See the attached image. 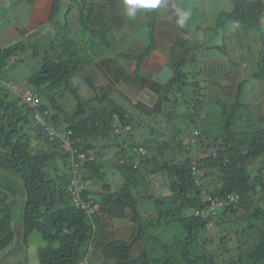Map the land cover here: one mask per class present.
I'll use <instances>...</instances> for the list:
<instances>
[{"label":"trees","instance_id":"obj_1","mask_svg":"<svg viewBox=\"0 0 264 264\" xmlns=\"http://www.w3.org/2000/svg\"><path fill=\"white\" fill-rule=\"evenodd\" d=\"M175 1L180 11H187L186 5L192 2ZM206 1L196 2L202 5ZM95 2H99V5L98 11H93L94 15L90 14L89 9L84 13L83 4H73L78 8V20L81 28H84V35L80 36L81 44H90L91 40L94 42L97 39L98 44L105 45L106 50L129 46V52L114 50L111 63L120 59L143 63L152 50L160 44L164 46L166 39L173 37L177 30L192 35L189 51L173 64L172 74L157 90L155 102L148 110H142L148 118L157 119L156 116H160L162 125L155 127L149 123L147 128L151 134H155L153 137H142L138 130L132 133L138 125L149 121L133 117L126 111L129 107L136 110L137 106H132L129 101L128 108L119 105L109 96L110 88L99 95L93 93L88 98L79 94V88L71 87L69 79L81 63L72 57L63 60L54 55L48 56L46 48L38 53L34 51L42 57L41 66L24 80H9L0 76V183L4 184L0 187V252L14 239V208L21 204L24 242L27 243L33 230L39 231L42 239L48 242L36 248L40 264H80L87 255L84 247L91 232L88 218L68 206L64 200L72 163L71 150L60 144V137L43 134L39 124H35V116H40L50 120L59 132L71 131L68 138L74 139V147L82 153L78 169L82 170L85 178H102L104 150L118 147L115 151L117 156L111 160L124 180L112 194L90 188L84 196L95 192L98 200L107 204L113 195H122L132 211V219L140 223V237L150 224L158 223L167 228L176 223L182 230V234L173 235L174 239L160 241L150 254H134L130 250L132 243L113 242L114 248L127 254L125 259L112 264H264V164L249 163L264 154V126L244 129L241 127L243 104L239 99L228 103L220 98H215L221 107L219 120L206 123L202 120L204 108L213 98L206 103L207 97L202 92L206 87L203 80H186L196 70L182 69L187 61L197 60L195 51L206 44L200 34L206 22L221 29L225 27L226 33L230 34L217 43H208L210 47H205V50L214 54L211 57H218L219 53L227 54L231 48L236 49V54L246 50L250 52L251 49L241 39L236 43L233 39L235 34L230 33L227 27L234 25L245 33L260 29L264 20V0H231L229 10L223 12L220 9L216 17L212 16L201 25L196 22L178 24L176 12V22L161 19L156 26L162 6L137 10L136 16L139 18L136 22L141 20L146 23L143 29H146L148 38V43L137 52L130 40H134L135 34L141 35L138 30L128 34L118 26L111 25V21L104 19L107 17H102H121L125 13L122 0ZM61 6L62 0H54L49 21L56 19ZM216 7L213 10H217ZM71 10V6H68L63 15H68ZM17 29L23 35L27 27ZM71 41L72 37L65 39L66 49L74 44ZM23 47L21 40L0 46V74ZM95 55L102 57L98 52ZM116 58L118 60L115 61ZM93 59L90 55L88 62L91 63ZM231 64L232 68L239 66L236 58H232ZM259 65V69L241 81L237 88L241 89L247 80L264 81V48L260 53ZM203 70L206 68L197 74ZM61 80H64V84ZM21 86L30 88L28 92L37 98L21 101L22 93L16 90ZM66 88H72V96L64 94ZM71 99L74 103L72 106L69 104ZM188 117L194 124L192 130L182 125ZM215 127L219 133L210 135ZM195 128L200 129L199 136L194 135ZM168 130L166 135L163 134L164 138L158 137L157 134ZM117 131L123 136L127 134L129 144H132L130 148L122 144L125 142L119 140L122 136ZM134 148L142 151L136 154ZM90 151H96L95 156ZM120 159L123 162H119ZM156 178H159L161 187L165 186L168 191L164 197H154L151 191L145 193L149 183ZM206 194L219 196L224 204L216 208L213 216L212 213L204 215L202 212L207 203ZM141 198L152 200L156 206L167 202L171 208L166 212L155 211V215L144 216L139 207ZM187 208L193 209V213L185 214L184 209ZM152 209L154 207L151 205ZM195 210L210 216L195 215ZM209 220L213 225L207 228Z\"/></svg>","mask_w":264,"mask_h":264},{"label":"rangeland","instance_id":"obj_2","mask_svg":"<svg viewBox=\"0 0 264 264\" xmlns=\"http://www.w3.org/2000/svg\"><path fill=\"white\" fill-rule=\"evenodd\" d=\"M20 1L21 0H0V24L3 23L4 25V28H2L0 31L2 32L1 34H11L12 25H17V16L15 14L14 7ZM191 1L192 2H188V4L186 5V10L190 13V17L186 22L189 24L192 22H196L198 23V25H201V22L204 23L205 15H208L209 17H216L218 15L217 10L213 11L215 6L223 9L222 11L225 12V10H229L231 8L232 3L231 0H208V5L204 10L201 4H198V2H196L198 0ZM66 5L67 4H65L64 0H62V8ZM228 5L229 7L226 8V6ZM229 26L227 28L230 33L235 34L233 35V39L237 41L236 43H238V40L241 39L246 44L248 49H251L250 52L246 50L236 54V49L231 48L228 50L227 54L219 53L220 55L218 57H211L214 54L211 51L207 53L205 47H210L208 45L209 42L217 43L222 39L227 38V29H225V27L224 29H221V27L206 22V24L204 23V27L200 30L202 41L206 42V44L204 45V47H201L195 51L197 60L194 62L187 61V63L184 65V68L182 69L187 71L196 70V73L193 75L190 73L186 80L189 82H194V80L197 79H200L201 81L203 80V85H206V87L202 89V92L207 97L206 103L209 101V98H213L212 101L210 100L205 105L202 120H205L208 124L212 123L213 121H217V119L219 120L218 115H220L221 107L217 104V100H215V98L225 99L228 103H230L232 100L236 101L237 99H239V101L243 104L241 106V112L243 114L241 127H244V129L246 130L248 129L247 127H251L253 129L260 128L264 126V81L254 79L247 80V82H245L244 86H242L241 89L239 87L237 88V86H240L241 81L246 80L260 67V53L264 48V20L261 23V27H259L260 29L252 30V32L248 31V33H245L241 29H237V27H235L234 25ZM52 27H55V30H52ZM71 27L72 24L70 21L68 22L64 19H59L58 21H56L55 19H52V21H49L48 23H41L37 25V27L35 26L30 30L27 29L23 31L22 36H17L11 40L12 44L21 40L24 45L23 49L17 52V57H15L14 60H10L11 62L6 64V66L3 68L4 72L0 74V76H2L4 79L8 78L9 80H24L25 77L37 71L41 66L42 57L39 54H35L34 51H37L38 53L43 48H46V54H48V56L54 55L59 59L62 58L63 60L67 59L68 57H72L74 60L81 63L78 65V69L70 76L69 84L71 87H81L82 90L80 91L83 95H85L86 98L93 95V93H97L98 95L101 94L99 88L94 89L87 85V82L83 79V76L87 73V70L81 69L86 65L90 66V63L88 62L90 55L92 57H95V54L97 52L98 55L103 52L105 53L106 47L105 45L100 46L97 42V39L94 42L93 40H91L90 44H81L80 37L72 36L71 42H74V44L70 45V49H66V46L64 44L65 40L63 37L69 34ZM83 29L84 28L82 27V31ZM75 34L78 35V33ZM73 50H75L76 52L73 53ZM118 50H121L122 52H129V46L120 47V49ZM207 56L210 59H208ZM232 58H236V61L239 64L238 67H230V65H232ZM116 60L118 59L116 58L115 61ZM203 68H206V70H203L201 74H197ZM100 80L102 81V83L105 82L103 81V79ZM61 82H63L64 84V80H61ZM86 86H88V88ZM109 88L111 89L109 91V96L114 99L115 102L119 103V105H124L128 108V99L121 96L120 93L115 89L111 87ZM71 89L72 88H66V92L64 94L72 96ZM70 101L71 103L69 104L72 106L74 103L72 99ZM126 111L130 115L138 119H149L150 122L145 121L146 124H144L143 122L141 125H138V127L135 128L132 132L134 133L138 130L141 133L142 137H153L155 135L151 134L149 128H147L149 123L155 125V127H159V123L160 125H162L160 116H156L157 119H153L152 117L148 118L147 116H145L146 114L142 110H132L131 107H129V110ZM189 119L190 118L188 117V119H186L185 122L182 123V125H187V127L192 130L194 129V124H191ZM125 128H127V125L125 126ZM161 131L164 132L163 128L161 129ZM194 131H197V136L200 134V129L195 128ZM168 132L169 130L165 133H159L157 135L159 138H164V135H166ZM117 133L119 136H122L119 138V140L121 142H125L122 144H125L130 148L132 144H129L130 139L126 137L127 134L123 136L119 131H117ZM218 133L219 131L217 128L210 131V135H216ZM117 148L118 147L115 146L113 149L108 148L104 150L103 156L106 158V160L103 164V167L106 174V180H96V184L100 183L98 185L100 189L105 188L107 185V188L112 189L115 183L118 184L119 181L122 180L121 178H124L123 176L117 174L118 172L113 166V160H111L114 159L117 155L115 152ZM249 163H253V165L264 164V154L256 159L250 160ZM253 165H251V167ZM141 180L144 179L141 178ZM154 183L158 186V184H160L159 178H156V182ZM0 185L3 186L4 184L0 183ZM94 187H97V185H95ZM164 189L167 190L166 187H164ZM162 192L163 191L159 189V193ZM165 199L168 202V198L165 197ZM167 202L159 206L154 205V210L157 213L158 211L166 212L171 208V206L168 205ZM22 208L23 207L21 206V204L15 206L14 216L16 218L21 215ZM184 213L192 214L193 210L187 208L184 209ZM177 234H182V230L176 223H172V225L167 228L162 225H151L150 227L145 229L146 237L149 238L156 236L160 241L164 239H174L173 235ZM31 237L35 238V240L31 241ZM29 238L30 246L28 253V264H40L36 253V248L45 246L48 244V242L42 239L41 234L37 230H33L30 233ZM102 251L103 250H99L100 253H102ZM124 255L125 253H122V255H120L121 257L117 256L114 260H112V262L116 259H122ZM93 257V255H90V258L87 259L84 264H89ZM93 261H96L97 264L108 263L103 260H101L99 263V261H97L95 258H93ZM19 264H25L23 262V258L21 260V263Z\"/></svg>","mask_w":264,"mask_h":264},{"label":"crops","instance_id":"obj_3","mask_svg":"<svg viewBox=\"0 0 264 264\" xmlns=\"http://www.w3.org/2000/svg\"><path fill=\"white\" fill-rule=\"evenodd\" d=\"M64 2L67 5L63 6V8L61 6L58 15L55 17L56 21L64 19L65 21H70L72 24L69 34L63 37L64 40L72 36L80 37L84 35L81 22L78 20V8L75 5L73 6V4H83L84 13L90 10V14L94 15L93 11H98L97 8L100 1L96 3L95 0H64ZM53 3L54 0H21L18 2L14 7L17 16V25H12L11 34H1L2 32H0V46L4 44L8 45L15 37L22 36L17 27L19 29L27 27L30 30L41 23H48ZM176 4L178 3L175 0H168L162 5L160 8L161 13H159V21H156V26L158 25L157 23L161 22V19H170L173 23L176 22L174 21L175 13L178 9ZM207 5L208 0L201 6L205 10ZM68 6H71L72 10L68 15L64 16L63 13L67 11ZM216 8L217 11H220L218 6ZM102 17H107L104 19L109 20V22L111 21V25L114 27L118 26L119 29L126 31L128 34H133L138 30L137 32L141 35L138 36L135 34L133 37L134 40H130L131 44H135L136 46L134 49L135 52L142 49L148 43L147 35H145L147 33L145 31L146 29H143L146 23H143L141 20L140 22H136L139 18L138 16L128 17L124 13L121 17H112L111 15ZM204 18V22H206L211 17L205 15ZM117 19H121V21L116 22L115 20ZM2 28H4L3 23L0 24V31ZM52 30H55V27H52ZM75 33H78V35ZM157 34L159 33L157 32ZM227 36H230V34H227ZM192 41L193 39L190 33L188 35L177 30L173 37L166 39L164 46L160 44L156 49L152 50L151 54H149L143 63H137L138 61L136 60L131 62L128 60L122 61V59L111 63L110 61L113 60L112 58L115 54L114 50H118L117 48H111V50H106L105 54H103L104 52L101 53L102 57L95 56L90 66L86 65L81 69L87 70L83 79L91 88H99L101 94L111 87L119 92L121 96L126 97L132 106H137L138 108L136 110H148L155 102L157 90L171 76L173 64L189 51V44ZM100 79H103L105 82L102 83ZM100 210L95 218L96 229L89 247V250H91L90 255H93V258L99 261V263L103 260L108 262L107 264H111L112 260L122 255L123 252L109 248L108 244L117 240L131 242L133 239H137L139 225L136 219H132V211L127 206L122 195L111 198L109 204ZM12 227L15 232L14 239L0 252V264H19L22 258L23 262L28 264L30 238L27 243L24 242L20 216L14 219ZM1 237L2 235H0ZM32 240H35V238L31 237ZM138 247L140 245L135 247L133 252ZM99 250H103L102 253ZM93 258L89 264H97L96 261H93ZM125 258L126 255L120 260Z\"/></svg>","mask_w":264,"mask_h":264},{"label":"clouds","instance_id":"obj_4","mask_svg":"<svg viewBox=\"0 0 264 264\" xmlns=\"http://www.w3.org/2000/svg\"><path fill=\"white\" fill-rule=\"evenodd\" d=\"M123 4H124V10H125V14L128 17H135L137 14V10H152V9H158L160 8L165 2L166 0H122ZM178 12V19H177V23L180 25L185 24V22L189 19L190 17V13L188 11H180L179 9H177ZM87 87V86H86ZM88 88V87H87ZM16 90L20 93H22L21 97V101H32L34 98H37L36 95H33L31 92H28L30 90V88H27V86H21L16 88ZM27 90V91H26ZM82 88L79 87L78 91L79 94H81ZM36 119V123L35 124H39L41 131L43 132V134L46 133V136L55 138L56 136L61 138V143L62 146L64 148L70 149L71 150V159H72V163L70 165V173H69V178L67 181V184L65 186L66 189V193H65V197L64 200L66 202V204L82 213H84L87 218H88V223L91 227V232H90V236L89 239L87 241V243L85 244L84 249L86 250V256L84 257V259L82 260V262L80 264H84L87 259L90 256V252L91 250H89L90 244H91V239L92 237H94L95 235V218L97 217V215L99 214V212L101 211V208H105L109 202H107V204H103L100 200H98V198L94 195L95 192H91L89 194L85 195V192L87 190H89L90 188H95V189H100L98 187V185L100 184H96V180L101 179L102 181L106 180V174L103 170L102 173V178H97L96 180H91L88 178H85L82 176L81 169H78V164H79V159L82 158V153L81 151H78V149L76 147H74V139L72 140V137L68 138V135L71 133L70 130H66V131H58L56 130L53 126L52 123L43 118H41L40 116H35ZM33 119V120H35ZM160 125V123H159ZM197 131H194V135H196ZM201 133V132H200ZM199 136V135H198ZM36 137L34 138V141L36 140ZM42 142V141H41ZM37 143L39 144V141H37ZM108 149V147L106 148ZM134 151L137 153L141 152L142 150H140V148L135 149ZM84 152V151H82ZM108 152V151H107ZM90 153L94 154L93 156H95V152H91ZM93 156H91L90 158H92ZM117 156V155H116ZM115 156V157H116ZM77 159V160H76ZM103 160V164L106 160V158L103 156L102 158ZM119 162H123V159H120ZM116 169V168H115ZM116 171L118 172L117 174H119L120 176H122V174L116 169ZM122 180L119 181L118 184H114V187L111 188H107V186L105 188L102 189V191L104 193L107 194H112L114 193L118 186L120 185V183L124 180V178H121ZM156 179H154L151 183H149V189L147 191H145V193H148L151 191V193H153L152 195L154 197H164L165 194H167V190L164 189L165 186H162L160 184L155 185ZM95 185H97V187H94ZM1 186V185H0ZM157 187V188H156ZM159 189L162 190V193H159ZM154 191V192H153ZM166 191V193H165ZM144 194V193H143ZM141 194V195H143ZM84 196V197H83ZM117 195H113L111 198H115ZM212 200H216L217 202H221V204H217L216 206H214V208L211 209V201ZM207 203L205 204L206 206L203 208L204 210H202L203 214H209L212 213L211 216L216 214V208L219 206H223V201L219 196H214V195H210V194H206V200ZM151 205L154 207L152 200L150 201L149 199H144L141 198L140 200V211L143 213L144 212V216H148V215H155V208L150 210ZM193 210V209H192ZM195 215H203L199 210H195L194 211ZM203 215V216H204ZM210 216V215H207ZM204 216V217H207ZM138 221V220H137ZM23 224V222H22ZM138 225L140 226V223L138 221ZM154 225H158V223L154 224ZM213 223L211 220L208 221L206 227L210 228L212 227ZM23 226V225H22ZM138 226V228H139ZM150 225H147V228L150 227ZM146 229V228H145ZM145 229L143 230V235L140 237L139 234L141 233V231H139L138 229V236L137 239H133L131 242L130 241H123V240H117L119 242H126V243H132L131 246V251L134 254H138L141 252H148L149 254L151 253L152 250L156 249L157 246L160 244V240H158V237H146L145 235ZM116 242V241H114ZM113 242H111L110 244H108L109 248H114V246L112 245ZM138 245H140V247H138L136 250L133 249L135 247H137ZM117 249V248H114ZM123 253H125V255L127 254L126 252H124L123 250L117 249ZM117 261H121V260H115L112 263H115Z\"/></svg>","mask_w":264,"mask_h":264},{"label":"built area","instance_id":"obj_5","mask_svg":"<svg viewBox=\"0 0 264 264\" xmlns=\"http://www.w3.org/2000/svg\"><path fill=\"white\" fill-rule=\"evenodd\" d=\"M217 204H221V202L220 201L217 202L216 200H212L211 201V205H210L211 206V209L214 208V206H216Z\"/></svg>","mask_w":264,"mask_h":264}]
</instances>
